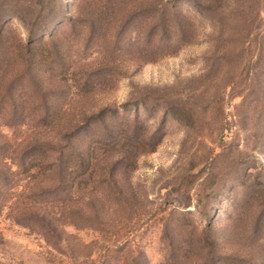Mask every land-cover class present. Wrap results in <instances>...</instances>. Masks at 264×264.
Here are the masks:
<instances>
[{"label": "rangeland", "instance_id": "rangeland-1", "mask_svg": "<svg viewBox=\"0 0 264 264\" xmlns=\"http://www.w3.org/2000/svg\"><path fill=\"white\" fill-rule=\"evenodd\" d=\"M160 1L175 6L181 26L163 31L146 0H0L42 19L62 7L34 35L15 16L0 20V161L6 155L16 172L0 208V264H192L196 252L183 247L207 222L218 249L264 264L255 202L264 183V0H220L213 17L196 0ZM49 33L56 48L36 46ZM173 98L196 107L195 126L164 113ZM69 130L78 131L74 144L94 140L96 163L71 193L39 195L55 177L49 148ZM135 139L136 151L154 149L115 163ZM89 196L96 221L58 227L55 245L16 220L26 206L62 221L69 210L91 216Z\"/></svg>", "mask_w": 264, "mask_h": 264}, {"label": "trees", "instance_id": "trees-1", "mask_svg": "<svg viewBox=\"0 0 264 264\" xmlns=\"http://www.w3.org/2000/svg\"><path fill=\"white\" fill-rule=\"evenodd\" d=\"M148 1L146 6H144V10H146L149 13H158V23H156L163 31H168L171 26L170 23L174 21V24H180V14L179 11L175 8L174 5L170 4L167 1H160V0H146ZM199 2L194 1V4L196 7L201 11L208 14H212L211 16L215 15H221L224 11V5L221 3L220 0H206V5L204 7L198 4ZM11 8V7H10ZM60 8V6H59ZM16 9V7L14 8ZM62 9V7H61ZM61 9L58 12H51L49 13L48 17L45 19H42L39 15H26L21 14L20 12H12V9H5V5L0 4V20L3 16H15L17 17L22 24L26 27L28 32L31 35H34L37 31H42L46 28V25L54 22L57 18L61 16ZM10 10V11H9ZM210 12V13H209ZM168 14L173 15V19L168 18ZM214 14V15H213ZM260 16V10H258L257 18ZM153 19V17H152ZM153 28L150 29L151 32H149V35L152 36L156 28V26H152ZM3 34V28L0 27V38ZM30 42L27 41L25 47L33 46ZM49 45L52 49L56 48V44L54 41V36L52 33H49L47 38H41L36 42V46H44ZM208 104L210 106L216 107L217 115L222 113V108L219 106V102L216 100L209 101ZM208 105V106H209ZM207 106V107H208ZM209 106V107H210ZM164 113L175 119L179 122L183 123L187 127L195 126L199 121V115L196 111V107L193 104H188L186 102L181 101L180 99H168L165 102L164 105ZM94 116H89V118ZM78 131L76 130H69L65 134V139H59L57 141H54V147L49 148V160H50V170L53 171L55 175L54 180L52 181V185L49 186H43L40 187L39 195H52L56 196L58 193H64L66 192L71 193V190L74 185V179L77 177V175L81 176L86 174V171L96 163V144L94 143V140L91 141V143L86 146L82 147L79 144H74L73 140L76 137ZM55 140V139H54ZM131 140V139H128ZM143 140L137 141L134 140L133 143H127L125 145L122 143L121 151L118 153L117 157L115 158V163L123 162L125 159H129L130 156H132L133 152H149L154 149L151 147L148 150H141L136 151L135 149L139 148L141 146ZM39 148V147H38ZM38 150L36 147H34L33 150ZM6 146L0 145V154L5 152ZM2 152V153H1ZM25 150L23 154V158H21L22 161H25V159L29 156ZM133 153V154H132ZM137 154V153H136ZM5 156V157H4ZM34 156V155H33ZM1 158L6 159V155H1ZM9 158V157H8ZM2 159V160H3ZM37 159V158H36ZM0 161V208L3 205V200L5 196L7 195L8 191L12 187L10 185L12 178L14 177L15 173L11 167L3 163V161ZM32 160H35V157H32ZM79 170V171H78ZM93 170H90V173L88 174V178L93 177ZM255 192L257 194V197L255 198V202L258 206H261V208H264V183H259L256 188ZM89 198L93 199L90 200V207L92 208L91 216L85 212L83 209H76V210H69V213L67 214V219L62 221L57 216V213L55 211H46L38 208H32L31 206H26L27 212L26 215L22 218L16 219L18 223H21L25 226H32L37 228L41 231V233L46 237L48 241L51 239L54 240L52 244H56L59 241V233H58V227H62L64 225H72L76 228H81L83 226H91L86 224H91V222L96 221V202L93 197L89 196ZM189 203L186 204L187 207ZM185 206V207H186ZM264 211V210H263ZM59 214V213H58ZM208 215V214H206ZM205 215V216H206ZM212 224L211 222H207L205 224V227L202 229V235L200 238H197L195 241L190 240L188 244L183 247L184 251H194L196 252V257L191 262L192 264H243V259L241 258V254H237L236 250L229 249L227 251H223L222 249H218L219 245L216 242V239L213 238L211 232H212ZM248 264H263V263H256L252 262L251 260L248 262Z\"/></svg>", "mask_w": 264, "mask_h": 264}]
</instances>
